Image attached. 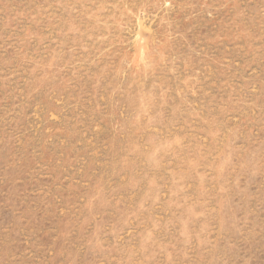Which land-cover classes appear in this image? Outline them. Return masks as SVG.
<instances>
[{
  "label": "rangeland",
  "instance_id": "rangeland-1",
  "mask_svg": "<svg viewBox=\"0 0 264 264\" xmlns=\"http://www.w3.org/2000/svg\"><path fill=\"white\" fill-rule=\"evenodd\" d=\"M0 264H264V0H0Z\"/></svg>",
  "mask_w": 264,
  "mask_h": 264
}]
</instances>
